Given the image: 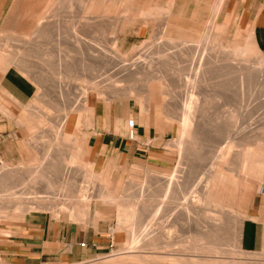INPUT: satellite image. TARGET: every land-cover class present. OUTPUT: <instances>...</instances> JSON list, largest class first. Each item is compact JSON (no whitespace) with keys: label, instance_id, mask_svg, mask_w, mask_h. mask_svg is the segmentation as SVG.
I'll return each instance as SVG.
<instances>
[{"label":"rangeland","instance_id":"rangeland-1","mask_svg":"<svg viewBox=\"0 0 264 264\" xmlns=\"http://www.w3.org/2000/svg\"><path fill=\"white\" fill-rule=\"evenodd\" d=\"M134 1L0 0V73L13 66L36 86L17 116L21 141L32 145L24 153L32 159L5 162L8 168L0 163V234L33 215L75 222L69 232L77 224L89 235L76 245L89 250L87 256L63 263L60 254L50 255L41 264H105L127 255L130 264H264V250L240 246L246 208L264 179L251 182L264 166V52L222 14L224 0L216 12L219 0L198 19L189 14L171 22L173 0ZM151 8L150 15L137 16ZM171 27L188 40L167 39L163 31ZM155 83L158 101L149 99ZM190 94L197 103L187 108ZM148 109L147 123L131 124L133 137L119 132L125 119ZM76 117L80 124L110 123L131 140L141 125L140 133L150 130L153 140H162L158 150L174 152L175 161L144 168L111 163L96 175L92 164L73 158V134H86L82 126L70 133ZM183 117L189 118L186 129ZM40 225L58 232L54 222Z\"/></svg>","mask_w":264,"mask_h":264},{"label":"crops","instance_id":"crops-1","mask_svg":"<svg viewBox=\"0 0 264 264\" xmlns=\"http://www.w3.org/2000/svg\"><path fill=\"white\" fill-rule=\"evenodd\" d=\"M175 1L168 3L169 14L174 15L177 11L175 16L177 15L178 19L180 15L189 14L198 19L197 16L201 17L207 13L205 10L214 0H177L173 9ZM219 3L221 4V0L215 4L214 12L218 9L216 6H220ZM222 4V14L231 16L242 38L249 35L255 48L264 52V0H224ZM35 92V84L17 68L9 66L0 73V163L7 168V164L16 165L32 159V154L24 153L25 149L30 152L32 145L29 143L25 146L21 141L24 125L17 116L20 115L19 111L31 102ZM148 113L149 109L140 112L137 110L135 118L125 119L123 130L119 132L133 137L131 124L134 120H146L147 123ZM153 121L156 124V119ZM80 122L76 117L71 124L70 133H74L78 126H82V131L86 133L73 134V142L78 143L77 152L73 155L78 163L92 164V171L96 175L102 173L111 163L125 168L132 165L144 168L149 165H170L175 161L174 152L158 150V143H162L160 138L153 140L150 130L146 131L145 128L140 133L138 127L141 125L136 128L138 138L131 140L115 133L110 123L98 124L95 119L91 124ZM177 151L179 155L183 154L178 147ZM166 180L169 178L166 177ZM262 184L264 179L260 185ZM53 222L59 224L58 232L53 235L52 232L44 230L45 226L40 225ZM18 223V226L9 228V234H0V264H41L43 260H47V256L56 254H60L61 262L65 263L89 254L87 249L76 248L77 240L90 237L86 232L79 230L77 224L75 232H69L70 226L75 222L25 215ZM48 228L47 226L46 229ZM51 228L53 229L52 226ZM240 246L248 252L264 250V196L260 193L253 196L246 208L240 230Z\"/></svg>","mask_w":264,"mask_h":264},{"label":"bare ground","instance_id":"bare-ground-1","mask_svg":"<svg viewBox=\"0 0 264 264\" xmlns=\"http://www.w3.org/2000/svg\"><path fill=\"white\" fill-rule=\"evenodd\" d=\"M38 0H34V2L33 3H36ZM112 1V0H111ZM134 1V0H133ZM135 2V1H134ZM140 2H142L141 0H140ZM32 3V4H33ZM112 2H110V4H111ZM171 3V2H170ZM135 4V3H134ZM220 4V3H219ZM137 6V5H136ZM135 6V7H136ZM134 7V8H135ZM217 8H219L218 6H216ZM150 8V7H149ZM154 8V7H153ZM153 8H151V10H148V9H144V11H141V12H139V10H138V12L140 13H138L137 11H135L134 13H138V15L137 16H148V15H150V11H153L152 9ZM135 9H137V8H135ZM126 10V9H125ZM154 11H156V9L154 10ZM108 12V11H107ZM129 12V11H128ZM161 12V11H160ZM175 12V11H174ZM177 12V11H176ZM176 12H175V14H176ZM47 13V12H46ZM152 14H153V12H151ZM128 14V13H127ZM156 14V13H155ZM154 14V15H155ZM175 14L174 15H172V14H169V16H168V21H177V20H179L178 19V17H177V15L175 16ZM183 14V13H182ZM42 16L44 15V13L43 14H41ZM167 15V14H166ZM130 16V15H129ZM186 16V15H185ZM132 17V16H131ZM186 18V17H185ZM131 19V18H130ZM134 19V18H133ZM184 19V18H183ZM40 21V20H39ZM182 21V20H181ZM180 21V22H181ZM41 22V21H40ZM179 22V21H178ZM38 24V23H37ZM164 27V26H163ZM121 28V27H120ZM122 29V28H121ZM174 29L176 30L177 29V31L175 32V34L173 33L174 32ZM182 31V30H181ZM181 31H180V28H175V27H171V28H167V30H166V32H164L163 31V33H166V36H168V38L167 39H178V40H183V41H187L188 39H187V35H184L183 33H181ZM121 32V31H120ZM34 35H35V33H34ZM35 37V36H34ZM33 38V37H32ZM164 38H166V37H164ZM201 40V39H200ZM172 41V40H171ZM171 41H169V42H171ZM175 42V41H174ZM189 42H191V41H189ZM180 43V42H179ZM191 43H193V42H191ZM170 44V43H169ZM190 44V43H189ZM183 45H184V43H183ZM182 46V45H181ZM185 46H186V44H185ZM113 47V46H112ZM222 48V47H221ZM136 49V48H135ZM183 49H184V47H183ZM242 49V48H241ZM172 51V50H171ZM185 51H186V49H185ZM239 51V50H238ZM244 51V50H243ZM203 52V51H202ZM235 52H236V48H235ZM1 53H3V52H1ZM115 53V52H114ZM238 53V52H237ZM236 53V54H237ZM245 53V52H244ZM244 53H242V54H244ZM4 54V53H3ZM8 55V54H7ZM203 55V54H202ZM238 55V54H237ZM236 55V56H237ZM4 56V55H3ZM2 56V57H3ZM2 57H0V58H2ZM6 57V56H5ZM103 58V57H102ZM9 59V58H8ZM16 59V58H15ZM159 59V58H158ZM236 59V58H235ZM4 60H6V59H4ZM13 60V59H12ZM134 60V59H133ZM136 60V62L137 63H143L142 62V60L140 59V58H136L135 59ZM14 61V60H13ZM17 61V60H16ZM15 61V62H16ZM19 61V60H18ZM65 61V60H64ZM240 61H241V59H240ZM200 62V61H199ZM236 62V61H235ZM242 62V61H241ZM250 62V61H249ZM105 63V62H104ZM8 64V63H7ZM138 64V65H139ZM137 65V66H138ZM149 65V64H148ZM140 67V66H139ZM207 67V66H206ZM63 68V67H62ZM200 68V67H199ZM202 68V67H201ZM204 68V67H203ZM203 68H202V70H203ZM248 68V67H247ZM226 70V69H225ZM158 71V70H157ZM199 71V70H198ZM197 72V71H196ZM211 72V71H210ZM107 75H108V73H106ZM196 75H197V73H195ZM201 74V76H202V73H200ZM203 75H204V72H203ZM118 76V75H117ZM158 76V75H157ZM195 75L193 74V76L192 77H194ZM205 76V75H204ZM107 77V76H106ZM189 78V77H188ZM239 78V77H238ZM261 78V77H260ZM117 79V78H116ZM200 79V78H199ZM240 79V78H239ZM114 80V79H113ZM190 80H192V79H190ZM241 80V79H240ZM184 81H186V83L188 84V85H192V83H191V81H189L188 79H185ZM193 82V81H192ZM198 82V81H197ZM200 82V81H199ZM94 83V82H93ZM201 83V82H200ZM100 84V83H99ZM186 84V85H187ZM240 84V83H239ZM90 85V84H89ZM96 85V84H95ZM104 85V84H103ZM118 85V84H117ZM87 86H88V84H87ZM162 86V85H161ZM165 87H166V85H164ZM172 86V85H171ZM240 86H241V84H240ZM244 86V85H243ZM103 87V86H102ZM104 87H106V86H104ZM175 87V86H174ZM67 88V87H66ZM167 88H169V87H167ZM100 89H101V87H100ZM99 89V90H100ZM121 89V88H120ZM162 89V88H161ZM171 89V88H170ZM242 89V88H241ZM98 90V89H97ZM149 90H150V98L149 99H156L157 100V98H158V96H159V85L157 84V83H155V84H152V85H150L149 86ZM113 91V90H112ZM89 92V91H88ZM93 92L95 93V91L93 90ZM97 92H99V91H96V93ZM162 92H164V91H162ZM185 92V91H184ZM100 93V92H99ZM105 93V92H104ZM130 93V92H129ZM85 94V93H84ZM113 94V93H112ZM131 94V93H130ZM80 95V94H79ZM90 95V94H89ZM98 95V94H97ZM134 95V94H133ZM156 95H157V97H156ZM162 95V94H161ZM169 95V94H168ZM192 95H194V91H193V94ZM192 95L190 94L188 97V100H192L193 99V102H188L187 100H185V101H187V102H185L184 103V101H183V105H184V107H187V105L188 104H192V103H194L195 105H196V103H197V101L192 97ZM83 96V94L81 95V97ZM96 96V95H95ZM99 96V95H98ZM131 97V96H130ZM164 97V96H163ZM84 98V97H83ZM87 98V97H86ZM107 98V97H106ZM105 98V99H106ZM115 98H116V96H115ZM137 98V97H136ZM91 99V98H90ZM164 99V98H163ZM187 99V98H186ZM87 100V99H86ZM85 100V101H86ZM184 100V99H183ZM109 101V100H108ZM158 101V100H157ZM136 102H138V99H137V101ZM142 101H140V103H141ZM162 104V103H161ZM160 104V105H161ZM144 105V104H143ZM85 106H87V105H85ZM189 106V105H188ZM190 107H192V105L190 106ZM187 108H189V107H187ZM88 108L86 107V110H87ZM91 109V108H90ZM92 110V109H91ZM166 110V109H165ZM187 110H189V109H187ZM183 111V110H182ZM183 115V114H182ZM230 118V117H229ZM228 118V119H229ZM232 118V117H231ZM230 118V119H231ZM254 118V117H253ZM183 119V126L182 127H184V129H186L187 128V126H188V120H189V118H187V117H183L182 118ZM235 120V119H234ZM136 121V120H135ZM181 128V127H180ZM244 130V129H243ZM241 131V130H240ZM242 132V131H241ZM259 132V131H258ZM260 132H261V130H260ZM262 132H264V130L262 131ZM237 135H238V133H237ZM181 136V135H180ZM187 140H188V138H186ZM177 142H179V140L177 141ZM179 144H177V146H178ZM177 148V147H176ZM179 148V147H178ZM244 149H245V147H244ZM244 149H243V151H244ZM249 149V148H248ZM230 150V149H229ZM178 152V151H177ZM228 152V151H227ZM246 152V151H245ZM245 152H243L244 154H245ZM248 153V152H247ZM226 154H228V153H226ZM224 155V156H227V155ZM248 155H250L249 153H248ZM241 157H242V153H241ZM249 156H247V157H245V158H248ZM74 158H76L75 157V155H74ZM244 158V159H245ZM223 159H224V157H223ZM242 159V158H241ZM247 160V159H246ZM255 160H256V158H255ZM243 162H241L240 164H242ZM247 163H249V162H247ZM251 163V162H250ZM252 164V163H251ZM82 165V164H81ZM5 166V165H4ZM241 166H244L245 167V165H241ZM240 166V167H241ZM222 167V166H221ZM3 168H7V167H3ZM242 168V167H241ZM240 168V169H241ZM245 170V169H244ZM243 172V171H242ZM244 176V175H243ZM264 177V166H262L261 168H258V173H257V176H256V178H253V179H251V181H253V182H258V181H260L262 178ZM167 178H169V180H167V182L169 183V184H171V183H173V181H172V179H171V176H169V177H167ZM198 185V184H197ZM168 186V185H167ZM203 189H204V187H203ZM192 192V191H191ZM106 194V193H105ZM190 194V193H189ZM192 195H193V193H192ZM213 195V194H212ZM107 196V195H106ZM195 196H196V194H195ZM38 197H40V196H38ZM108 197H110V196H108ZM108 197H106V198H108ZM112 197V196H111ZM197 198L196 199H199L198 198V196H196ZM213 197V196H212ZM104 198V197H103ZM113 198V197H112ZM185 198V197H184ZM188 198V196H186V198L184 199V201H186V199ZM203 198V197H202ZM102 199V198H101ZM215 199V198H214ZM197 201H200V200H197ZM216 201V200H215ZM116 202V201H115ZM211 202V201H210ZM185 203V202H184ZM118 204V203H117ZM211 204V203H210ZM120 205V204H119ZM118 205V206H119ZM27 207V206H26ZM119 207H121V206H119ZM119 207H118V209H119ZM135 207V206H134ZM33 208V207H32ZM17 209V208H16ZM121 210V209H120ZM134 212V211H133ZM129 213V212H128ZM127 213V214H128ZM187 213V212H186ZM119 214H122V213H119ZM125 215V214H124ZM130 215V214H129ZM190 215V214H189ZM124 217V216H123ZM127 217V216H126ZM126 217H124V218H126ZM129 217V216H128ZM168 217V216H167ZM132 218V217H131ZM166 218V217H165ZM170 218H171V215H170ZM127 219V218H126ZM126 219H125V221H126ZM168 219V218H167ZM121 220H124L123 218L121 219ZM129 220V219H128ZM128 220H127V222H128ZM132 220V219H131ZM156 220V219H155ZM125 221H124V223H125ZM130 221V220H129ZM133 221V220H132ZM164 221V220H163ZM122 222V221H121ZM163 223V222H162ZM127 224V223H126ZM126 224H124V225H126ZM123 225V226H124ZM163 225V224H162ZM131 226V225H130ZM131 228H133L132 226H131ZM145 228H146V226H145ZM145 228H142V229H145ZM147 229V228H146ZM152 229V228H151ZM133 230H134V228H133ZM148 230V229H147ZM217 230V229H216ZM144 231V230H143ZM146 231V230H145ZM141 232H142V230H141ZM151 232V231H150ZM154 231H152V233H153ZM143 234L145 233V232H142ZM132 234V233H131ZM141 234V233H140ZM139 234V235H140ZM130 237H131V235L130 234H128ZM148 237H149V234H148ZM129 238V237H128ZM136 238V237H135ZM130 239V238H129ZM133 239V238H132ZM138 239V238H137ZM135 240L136 242L138 241V240ZM126 240H127V237H126ZM133 240V241H134ZM143 240V239H142ZM212 241V240H211ZM215 241V240H214ZM217 241V240H216ZM129 242V241H128ZM200 242V241H199ZM125 243V242H124ZM134 243V242H133ZM153 243V242H152ZM201 243V242H200ZM126 244V243H125ZM131 244V243H130ZM139 244V243H138ZM137 243H135L134 245H138ZM133 245V246H134ZM216 245V244H215ZM133 246H130V247H133ZM153 246V245H152ZM185 246V245H184ZM201 246V245H200ZM151 247V246H150ZM149 247V248H150ZM180 247V246H179ZM135 248V247H134ZM138 248V247H137ZM153 248V247H152ZM168 248V247H167ZM181 248V247H180ZM130 249V248H129ZM136 249V248H135ZM147 249V248H146ZM156 249V248H155ZM169 249V248H168ZM182 249V248H181ZM184 249V248H183ZM199 249V248H198ZM207 249V248H206ZM130 250H132V249H130ZM134 250V249H133ZM132 250V251H133ZM142 250V249H141ZM151 250V249H150ZM149 250V251H150ZM135 251H137V250H135ZM122 252V251H121ZM129 252V251H128ZM131 252V251H130ZM129 252V253H130ZM143 252H144V250H143ZM199 252H201L200 250H199ZM167 253V252H166ZM123 254H125V253H123ZM158 255V254H157ZM124 256V255H123ZM131 256V255H130ZM164 256H166V255H164ZM170 256V255H169ZM172 256V255H171ZM177 256V255H176ZM160 257V256H159ZM162 257V256H161ZM168 257V256H167ZM178 257V256H177ZM189 257V256H188ZM120 258V257H119ZM129 258L130 257H128V255H127V257H122V259H119V260H117V261H110V262H108L107 263V261H105V264H130V263H132V262H130L129 263ZM140 258V257H139ZM146 257L144 256L142 259H145ZM165 258V257H164ZM163 258V259H164ZM171 258H173V256L171 257ZM179 258V257H178ZM181 258V257H180ZM196 258V257H195ZM148 258H146V260H147ZM149 259H150V257H149ZM148 259V260H149ZM160 259V258H159ZM168 259V258H167ZM176 259V258H175ZM174 259V260H175ZM189 259V258H188ZM109 260V259H108ZM115 260V259H114ZM140 260H141V258H140ZM139 260V261H140ZM182 260V259H181ZM194 260H197V259H194ZM144 260H142V262H143ZM150 261V260H149ZM157 261V260H156ZM172 261V260H171ZM180 261V260H179ZM189 261V260H188ZM192 261V260H191ZM204 261V260H203ZM207 261H210V260H208L207 259ZM206 261V262H207ZM145 262V261H144ZM182 262V261H181ZM184 262V261H183ZM182 262V263H183ZM190 262V261H189ZM213 262V261H212ZM133 263H135V262H133ZM136 263H138V262H136ZM135 263V264H136ZM147 263H148V261H147ZM146 263V264H147ZM169 263V262H168ZM170 263H172V262H170ZM175 263V262H174ZM185 263V262H184ZM194 263V262H193ZM192 263V264H193ZM202 263H204V262H202ZM233 263V262H232ZM101 264H103V263H101ZM156 264H158V263H156ZM176 264V263H175ZM186 264V263H185ZM198 264V263H197ZM225 264V263H224Z\"/></svg>","mask_w":264,"mask_h":264},{"label":"built area","instance_id":"built-area-1","mask_svg":"<svg viewBox=\"0 0 264 264\" xmlns=\"http://www.w3.org/2000/svg\"><path fill=\"white\" fill-rule=\"evenodd\" d=\"M259 192L262 196H264V184L260 185Z\"/></svg>","mask_w":264,"mask_h":264}]
</instances>
